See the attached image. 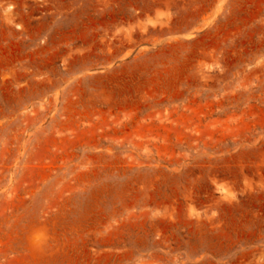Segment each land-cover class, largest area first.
<instances>
[{"label": "rangeland", "instance_id": "374dc122", "mask_svg": "<svg viewBox=\"0 0 264 264\" xmlns=\"http://www.w3.org/2000/svg\"><path fill=\"white\" fill-rule=\"evenodd\" d=\"M0 264H264V0H0Z\"/></svg>", "mask_w": 264, "mask_h": 264}]
</instances>
